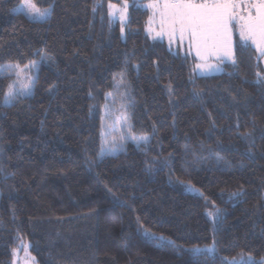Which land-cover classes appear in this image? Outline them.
Wrapping results in <instances>:
<instances>
[{
    "label": "trees",
    "instance_id": "trees-1",
    "mask_svg": "<svg viewBox=\"0 0 264 264\" xmlns=\"http://www.w3.org/2000/svg\"><path fill=\"white\" fill-rule=\"evenodd\" d=\"M123 1L37 0L52 12L32 22L0 0V65L38 62L12 105L0 79V264L23 248L35 264H264L263 56L234 31L237 64L195 74L147 35L142 1L121 32ZM112 104L148 142L100 156Z\"/></svg>",
    "mask_w": 264,
    "mask_h": 264
},
{
    "label": "snow or ice",
    "instance_id": "snow-or-ice-1",
    "mask_svg": "<svg viewBox=\"0 0 264 264\" xmlns=\"http://www.w3.org/2000/svg\"><path fill=\"white\" fill-rule=\"evenodd\" d=\"M242 2L247 4L246 15H238V0H151L148 6L154 10L155 14H158L160 29L152 38L154 40L159 38L162 42L167 36L170 50L177 38L182 45L187 40L189 52L194 49L196 57L201 61L195 65V69L199 70L198 75H204L209 71H222L217 65L208 63L209 59H215L218 64L228 62L233 65L237 64L234 55V29H238L239 46L242 49L254 46L264 56V0H242ZM112 7L113 5L109 4V8ZM12 11L15 14H23L32 22H41L51 15L52 6L42 7L37 0H18L17 6ZM93 11H96V7ZM124 18V10H121L118 17H114L121 22V32L124 31ZM148 31L152 32V29L149 28ZM35 55H38L41 61L47 59V54L43 50H38ZM25 69L29 72L38 69V62L30 60L23 68L19 63L9 62L6 65H0V73L4 74L0 76V79L6 78L9 74H14L19 78ZM257 75L259 76V73ZM117 77H119L118 90L122 88L121 94L128 102L127 107L123 109L127 113L134 109L130 96V85L126 84L123 72L114 74V80ZM36 82L37 78L33 76L28 77L24 87H17V81H13L4 93L3 104L9 106L19 101L21 97L30 96L31 89ZM257 82L264 84V77ZM168 91L171 94V85H168ZM132 139L136 140L137 144L148 142L147 136L132 137ZM118 150H123V144L115 143L113 138L108 148H101L100 156L111 155ZM192 253L194 256L202 253L214 254L215 244L204 249L194 248ZM239 264H244V262L241 261Z\"/></svg>",
    "mask_w": 264,
    "mask_h": 264
},
{
    "label": "rangeland",
    "instance_id": "rangeland-1",
    "mask_svg": "<svg viewBox=\"0 0 264 264\" xmlns=\"http://www.w3.org/2000/svg\"><path fill=\"white\" fill-rule=\"evenodd\" d=\"M135 1H139V0H135ZM140 1H142L144 7L147 9L148 18L146 21V32H147L148 36L152 37L155 34V32H158L160 30L159 29V23H158L159 17H158V14H155L154 10L148 6L150 4L151 0H140ZM238 3H239L238 15H246L247 11H248L247 4L242 2V0H238ZM128 7H129V0L123 1L120 5H118V4L113 5L112 8H109V13L113 14V15L109 14L111 16V19L115 22L118 21L121 24V22L118 19H114V17H118L120 15L121 10H124V17H125L123 20V25H124L127 22V19L129 16ZM149 28L152 29V32L148 31ZM234 31L239 34L238 29H234ZM235 32H234V34H235ZM157 40H159V38H157ZM163 41H165L166 44L169 46V40H168L167 36L164 37ZM171 48L172 49L173 48L174 49L180 48V50L183 54L186 53L187 55L191 56V58H193V60H194L193 67H194L195 74L198 73L199 70L195 69V65L198 63H201V61L196 57L194 49L191 52H189L187 40H185L183 45H182L180 40L177 38L172 43ZM257 52L261 55V53L259 51H257ZM208 63L217 65L219 68L223 69L222 64H218V62L215 59H209ZM262 64L264 66V57L262 59ZM23 66L24 65H21L22 68H23ZM219 72H221V71H219ZM219 72L209 71L208 73L204 74L203 76L218 74ZM12 75H14V74H12ZM34 75H35L34 70L29 72L27 69H25L24 72L19 76V78H17V76L14 75L13 81H17V84H16L17 87H24L25 84L27 83L28 77L29 76L34 77ZM108 107H109V105H107V107L105 108V111L108 114V117L106 118V116H104L103 122H102V126H103L102 137L104 140V142H103L104 148H108L110 146V144L113 142V138H114V142L117 144H121L127 140L133 142L134 139H132V137H135V136L130 131V125L128 124V122L125 118L126 116L120 110L121 106H117L115 104H112V106L109 107V109H108ZM13 264H35V263L31 259V257L29 256L28 252H26L23 248V252L20 250L15 254Z\"/></svg>",
    "mask_w": 264,
    "mask_h": 264
},
{
    "label": "crops",
    "instance_id": "crops-1",
    "mask_svg": "<svg viewBox=\"0 0 264 264\" xmlns=\"http://www.w3.org/2000/svg\"><path fill=\"white\" fill-rule=\"evenodd\" d=\"M264 57V56H263Z\"/></svg>",
    "mask_w": 264,
    "mask_h": 264
}]
</instances>
